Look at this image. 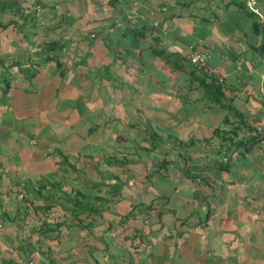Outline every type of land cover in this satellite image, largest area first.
Segmentation results:
<instances>
[{"label":"crops","instance_id":"crops-1","mask_svg":"<svg viewBox=\"0 0 264 264\" xmlns=\"http://www.w3.org/2000/svg\"><path fill=\"white\" fill-rule=\"evenodd\" d=\"M263 71L246 0H0V264H264Z\"/></svg>","mask_w":264,"mask_h":264},{"label":"built area","instance_id":"built-area-1","mask_svg":"<svg viewBox=\"0 0 264 264\" xmlns=\"http://www.w3.org/2000/svg\"><path fill=\"white\" fill-rule=\"evenodd\" d=\"M247 7L252 11L253 13L257 14L261 21H264V14L261 11L260 7L257 5L255 0H246ZM190 63L196 67L201 68L207 66V61L209 59V54L204 51H196L192 52L189 56ZM239 65V63L237 64ZM209 73L216 79L217 82L222 83L224 78L226 77V73L223 71L218 70L215 67H212L209 70ZM261 82L258 87V93L264 99V71L262 72L261 76ZM254 135L257 137L258 142L260 144H264V117L262 121L256 126L254 130Z\"/></svg>","mask_w":264,"mask_h":264},{"label":"rangeland","instance_id":"rangeland-1","mask_svg":"<svg viewBox=\"0 0 264 264\" xmlns=\"http://www.w3.org/2000/svg\"><path fill=\"white\" fill-rule=\"evenodd\" d=\"M183 159H185V158H183Z\"/></svg>","mask_w":264,"mask_h":264},{"label":"trees","instance_id":"trees-1","mask_svg":"<svg viewBox=\"0 0 264 264\" xmlns=\"http://www.w3.org/2000/svg\"><path fill=\"white\" fill-rule=\"evenodd\" d=\"M218 88V87H217ZM219 89V88H218Z\"/></svg>","mask_w":264,"mask_h":264}]
</instances>
